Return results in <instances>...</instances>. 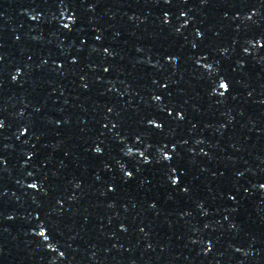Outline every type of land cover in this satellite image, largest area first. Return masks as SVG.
<instances>
[{
	"label": "water",
	"instance_id": "95a60500",
	"mask_svg": "<svg viewBox=\"0 0 264 264\" xmlns=\"http://www.w3.org/2000/svg\"><path fill=\"white\" fill-rule=\"evenodd\" d=\"M0 264H264V0H0Z\"/></svg>",
	"mask_w": 264,
	"mask_h": 264
}]
</instances>
